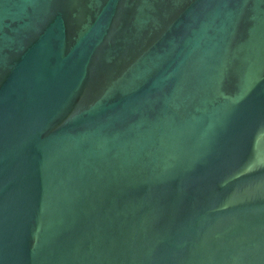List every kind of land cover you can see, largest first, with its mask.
Instances as JSON below:
<instances>
[{
  "label": "water",
  "instance_id": "obj_1",
  "mask_svg": "<svg viewBox=\"0 0 264 264\" xmlns=\"http://www.w3.org/2000/svg\"><path fill=\"white\" fill-rule=\"evenodd\" d=\"M0 264H264V0H0Z\"/></svg>",
  "mask_w": 264,
  "mask_h": 264
}]
</instances>
